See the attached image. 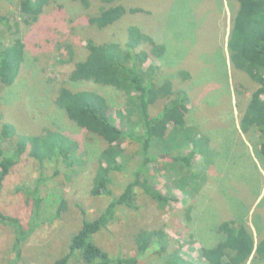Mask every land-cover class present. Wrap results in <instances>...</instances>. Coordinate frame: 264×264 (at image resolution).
I'll list each match as a JSON object with an SVG mask.
<instances>
[{"label":"rangeland","instance_id":"obj_1","mask_svg":"<svg viewBox=\"0 0 264 264\" xmlns=\"http://www.w3.org/2000/svg\"><path fill=\"white\" fill-rule=\"evenodd\" d=\"M135 1L150 9L151 16L127 13L101 31L88 25L86 10L71 0L46 4L37 22L31 25L20 21L19 36L26 43V58L14 83L0 95L3 116L0 127L6 121L20 134L40 133L44 127L58 130L78 141L75 159L85 158V161L84 165L48 161L41 168L26 153L0 181V212L15 218L19 225L0 219V264H50L67 249L83 219L97 217L112 198L103 191L98 196L90 193L106 143L79 127L63 109L54 105L56 88L68 70L54 65L58 55L56 40L70 41L75 45L73 57L82 58L87 53L83 41L86 36L97 41L123 42L128 26L139 25L146 19L156 31V40H165L169 45V54L164 60L152 59L149 63L166 66V70L162 66L159 81L170 75L177 80L176 87L186 89L187 124L203 140L195 149L191 167L169 165L163 159L150 163L148 170L156 187L170 198L167 203L156 202L138 190L136 207L121 208L117 219L99 231L95 241L113 255L126 257L136 252L137 231L163 227L172 233L170 251L178 248L186 259L204 264L202 246L214 245L221 239L222 234L216 231L224 220H245L257 238L264 236V157L258 150L261 136L256 130L245 134L239 126L249 97L258 85L245 72L232 67L226 49L237 3L234 0ZM58 4L62 6L57 7ZM94 4L90 12L95 10ZM210 6L216 12L210 13ZM0 16L7 17L10 24L21 20L19 0H0ZM211 16L218 17V28L215 26L208 32L201 23L203 19L211 21ZM5 33V26L0 24V35ZM167 61L171 63L169 66ZM180 70H187L191 77H181ZM72 87L93 89L104 95L112 108L113 123L122 128L128 123L116 115L119 108L126 106V97L121 91L91 82L73 83ZM161 107L162 102L156 103L151 114H156ZM15 140L3 143L4 154L15 150ZM126 147L127 153L139 160L137 145L128 142ZM189 147L193 149L187 144L173 153L185 154ZM112 176L109 187L113 195H118L132 178L126 170ZM37 184L42 201L35 216L28 192ZM62 200L65 207L58 215ZM20 225L24 229H29V225L34 227L20 244L19 259L15 263L10 258ZM166 257L154 253L146 255L138 264H164ZM78 263L75 259L70 262Z\"/></svg>","mask_w":264,"mask_h":264},{"label":"trees","instance_id":"obj_2","mask_svg":"<svg viewBox=\"0 0 264 264\" xmlns=\"http://www.w3.org/2000/svg\"><path fill=\"white\" fill-rule=\"evenodd\" d=\"M71 1L86 10L84 16L88 25L98 31L109 27L127 13L148 14L149 17L153 13L138 5L135 0ZM234 1L237 5L232 13L226 42L228 58L234 69L245 72L258 85L249 97L239 126L245 134L251 130L259 133L261 137L258 150L264 157V0ZM53 2L54 0H19L21 20L12 24L7 17L0 16V24L6 29V33L0 35V95L14 83L26 58V43L19 36L20 21L26 25L37 22L44 6ZM91 4H94L95 10L90 12ZM61 6L62 4L57 5ZM209 9L210 13L216 12L213 6ZM211 18V21L203 19L201 23L208 32L215 26L218 28V17ZM56 19L55 17L54 20ZM146 26H149L147 19L139 25L128 26L123 42L113 39L97 41L86 36L83 40L86 56L75 57L76 59L73 57L74 44L60 39L55 42L54 39L58 54L54 65L68 67V70L65 68L64 81L56 88L54 105L63 109L66 116L79 127L106 143L100 153L90 193L98 196L103 191L112 198L97 217L83 219L71 236L67 249L50 264H70L73 259L79 261L78 264H138L146 255L154 253L167 256L164 264H196L183 257L178 248L169 250L172 233L163 227L137 231L136 252L126 257L113 255L95 241L96 234L117 219L121 208L136 207L138 190L156 202L167 203L170 198L156 187L154 177L148 170L150 163L163 159L169 165L191 167L195 149L203 140L201 136H197L195 128L187 124L186 102L189 95L186 89L176 87L177 80L170 75L159 81L166 66L162 63V69L157 63H149L154 61L152 59L155 62L158 59L164 60L169 54V45L165 40L157 41L154 35L156 31L150 26L149 30ZM48 32L49 30L46 33ZM170 64L167 61V66ZM179 74L186 79L191 77L187 70H180ZM79 82L112 87L125 95L126 106L119 108L116 114L120 120L128 122L124 128L113 123L112 108L107 98L93 89L72 87L73 83ZM158 102H162V107L153 115L151 108ZM134 113L137 115L134 116ZM2 117L0 113V121ZM14 138L15 150L11 154H4L3 143L6 140L13 141ZM128 142L137 145L139 160L127 153ZM187 144H191L193 149L189 147L190 150L185 154L173 153L174 149H182ZM78 147L77 140L58 130L44 127L40 133L20 134L11 123L4 121L0 127V181L11 173L20 157L26 153L41 168L48 161L55 164L62 162L84 165L85 158L75 159ZM123 170L129 172L132 178L118 195H113L109 187L112 174ZM42 171L40 170L39 175L43 174ZM28 193L36 216L42 201L39 184ZM64 207L62 200L57 210L58 215ZM0 219L13 221L19 226L15 218L1 212ZM33 227L34 225H29V229H24L20 225L19 235L13 244V257L10 258L15 263L19 259L20 244L29 236ZM216 233L222 234L221 239L214 245L202 246L204 264H246L249 261L250 264H264V236L257 238L245 220H224L218 224Z\"/></svg>","mask_w":264,"mask_h":264}]
</instances>
